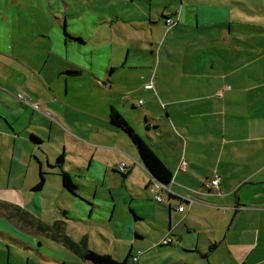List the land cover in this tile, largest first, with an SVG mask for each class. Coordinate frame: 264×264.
Wrapping results in <instances>:
<instances>
[{
    "label": "crops",
    "instance_id": "1",
    "mask_svg": "<svg viewBox=\"0 0 264 264\" xmlns=\"http://www.w3.org/2000/svg\"><path fill=\"white\" fill-rule=\"evenodd\" d=\"M0 1V264L20 251L24 264L91 263L80 251L95 232L130 246V264L163 246L178 264H264V70L249 69L264 62L261 19L228 0H179L161 17L159 0ZM112 110L196 202L155 200ZM40 238L63 251L44 254Z\"/></svg>",
    "mask_w": 264,
    "mask_h": 264
},
{
    "label": "rangeland",
    "instance_id": "2",
    "mask_svg": "<svg viewBox=\"0 0 264 264\" xmlns=\"http://www.w3.org/2000/svg\"><path fill=\"white\" fill-rule=\"evenodd\" d=\"M23 1L29 2V0H23ZM30 1H31L32 7H37L39 5L49 6L50 1L55 2V0H30ZM184 1H187V0H184ZM98 3H99V1L96 2V4H98ZM228 3L231 6H233L234 12H236V14H238L239 19H243V20H245V19H250V20L261 19L262 20L261 22L264 23V0H228ZM158 4H164V5L168 4L167 5L168 8H164V6H154L155 9L159 7V15L161 17L162 11H164L167 14H170L173 9H176V7L179 6V0H159ZM36 16H38L37 18L42 17V13H41V11H38V10L35 11L33 9L32 17H36ZM37 18H35L32 21L36 23ZM33 27H35V26L33 25L32 28ZM165 27L167 28V26H165ZM29 30H30L29 27L28 28L23 27V29L21 30L19 35L20 36L23 35V37H25L24 40H29V39H27V37L29 36V32H28ZM37 33H38V28H37V32L32 33V34L34 35V37H36ZM249 39L253 40L255 47H256L257 46V44H256L257 40H254L253 38H250V37H249ZM239 48L246 50L245 46L240 45V44H239ZM262 52L263 51H260V53H262ZM240 59H241V61H246V60H243V57H241V56H240ZM241 61H240V63H241ZM243 63H245V62H243ZM259 66H260L261 70H264V62L263 61L255 63L254 65L250 66L249 69L259 68ZM19 96H23V95H18L16 97L19 98ZM27 97L30 100H35V101L39 100L38 98H34L33 96H30V95ZM28 103L30 104L31 102L28 101ZM142 107H144V106H142ZM121 192H123V191H121ZM127 200H130V197ZM120 201L122 202V200H119V202ZM123 211L128 212V208L126 205H125V208L123 209ZM113 227L114 226L112 224L111 228H113ZM143 228L150 235L148 240H146L147 244H145V245H148L152 240L156 239V232L155 231L153 232L150 230V225L148 223L144 224ZM133 237H135L134 232H133ZM40 239L43 241L42 252L44 254L52 255V254H56L57 252L61 253V251H63L62 246H59L58 244L50 242L49 240H46L43 238H40ZM89 241H90V246L97 253L109 254L113 258H115L116 260H119V261H123L127 257L128 253L130 251V246L126 245L125 243H117L111 237H109L108 239L102 238L96 232L93 233V235ZM35 242L38 243V241L36 239H35ZM145 245H143L141 248L135 250V252H139L138 250L144 252L146 249V247H144ZM168 247H170V246L159 247V249L155 250L154 252L139 256V258H141V260H142V262L140 264H178L176 262V261H178V255L173 253V250L168 251L166 249H163V248H168ZM16 250L17 249H13V252H16ZM19 254L21 255L22 258L21 259L20 258L15 259L14 264H24L27 256L24 253H22V251H20ZM68 255L71 258V262H70L71 264H91V263H86L82 260H78V262H76V261H74V258H73L74 256H72L71 254H68Z\"/></svg>",
    "mask_w": 264,
    "mask_h": 264
},
{
    "label": "trees",
    "instance_id": "3",
    "mask_svg": "<svg viewBox=\"0 0 264 264\" xmlns=\"http://www.w3.org/2000/svg\"><path fill=\"white\" fill-rule=\"evenodd\" d=\"M111 121L114 125L120 127L125 131L133 143L139 150V153L149 171L160 181L165 184L172 182V174L167 169V167L162 163V161L157 157L154 151L149 147V145L138 135V133L133 129V127L128 123V121L116 110L111 112ZM62 159L60 158L58 163L60 164ZM63 179L65 187L69 190H73L74 184L70 177L63 173ZM170 197H175L169 194ZM80 255L87 261L93 264H130L129 259L125 261H118L109 254H100L93 250L87 249L86 247L80 251ZM137 262V261H134Z\"/></svg>",
    "mask_w": 264,
    "mask_h": 264
},
{
    "label": "built area",
    "instance_id": "4",
    "mask_svg": "<svg viewBox=\"0 0 264 264\" xmlns=\"http://www.w3.org/2000/svg\"><path fill=\"white\" fill-rule=\"evenodd\" d=\"M168 26H172L174 25L176 22L172 19V18H168L166 21ZM146 89L151 90L154 89V85L153 84H149L145 86ZM20 100H22L24 103H27L25 98H23L22 96H19ZM143 102L141 101L140 104H142ZM36 110H38V107H35ZM120 172H125L126 170V165L125 164H121L119 167ZM165 184V183H163ZM160 184L158 182H154L152 184L153 189L155 191V200L158 202H164L165 198L163 196V192H167L168 194H171L175 197H179L182 200L190 203H194L196 202V198L190 195H187L185 193H181L179 191H177L176 189H173V184L169 183L166 185ZM206 187L210 192H218V190L220 189V179L218 176H215L214 178L210 179L209 182L206 183ZM185 210V208L183 206H179L178 207V211L179 212H183ZM170 239H165L163 240V244H168V242H170ZM134 261H137V258L134 259Z\"/></svg>",
    "mask_w": 264,
    "mask_h": 264
},
{
    "label": "water",
    "instance_id": "5",
    "mask_svg": "<svg viewBox=\"0 0 264 264\" xmlns=\"http://www.w3.org/2000/svg\"><path fill=\"white\" fill-rule=\"evenodd\" d=\"M148 171H149V169H148ZM149 172H150V171H149ZM150 174H151L152 177H154L155 182H158V183H160V184H163V182L160 181L159 179H157V178H156L151 172H150ZM163 185H166V184H163Z\"/></svg>",
    "mask_w": 264,
    "mask_h": 264
}]
</instances>
